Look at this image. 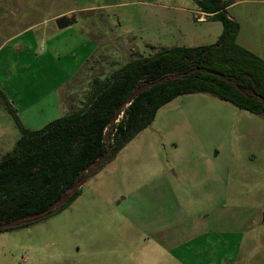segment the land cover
I'll return each instance as SVG.
<instances>
[{
  "label": "rangeland",
  "instance_id": "obj_1",
  "mask_svg": "<svg viewBox=\"0 0 264 264\" xmlns=\"http://www.w3.org/2000/svg\"><path fill=\"white\" fill-rule=\"evenodd\" d=\"M198 10V0H0V89L23 125L41 130L53 119L51 110L35 116L40 104L49 106L57 95L69 110L82 107L95 78L104 79L138 56L153 55L147 44L216 43L222 23L197 22L207 18ZM228 15L240 24L237 43L263 52L264 6L253 0L236 3ZM66 16L77 22L61 29L57 20ZM32 111L37 120L28 121ZM0 130V154H5L21 132L1 97ZM124 153L117 160L119 165L124 157L130 159V195L142 194L134 189L154 170L165 168L171 176L179 172L183 182L201 180L208 168L227 167V199L233 204L238 197H252L264 209V115L212 94L181 96L161 108ZM115 170L90 178L81 196L61 213L0 233V264H103L97 259L112 244L130 240L119 229L118 215L126 204L119 205L124 195L117 192L124 174ZM142 203L135 198L131 205L141 212Z\"/></svg>",
  "mask_w": 264,
  "mask_h": 264
},
{
  "label": "trees",
  "instance_id": "obj_2",
  "mask_svg": "<svg viewBox=\"0 0 264 264\" xmlns=\"http://www.w3.org/2000/svg\"><path fill=\"white\" fill-rule=\"evenodd\" d=\"M232 4L228 0H198L199 11L208 20L222 23L223 33L216 43L163 48L149 57L138 56L104 79L95 78L82 107L65 108L59 119L41 130L26 128L0 89V97L21 132L14 148L0 157V225L44 213L56 205L42 216L0 233L31 227L69 208L81 196L82 186L152 125L161 108L178 97L209 93L264 115V59L237 43L240 24L228 15ZM57 21L61 29L77 22L74 16ZM160 80L164 82L120 110L123 117L119 122L113 120L135 91Z\"/></svg>",
  "mask_w": 264,
  "mask_h": 264
},
{
  "label": "crops",
  "instance_id": "obj_3",
  "mask_svg": "<svg viewBox=\"0 0 264 264\" xmlns=\"http://www.w3.org/2000/svg\"><path fill=\"white\" fill-rule=\"evenodd\" d=\"M228 1L236 4L250 0ZM253 1L264 6V0ZM196 14L207 17L199 10ZM207 20L206 18L196 21L204 23ZM205 45L211 44L183 47ZM147 46L151 47L154 53L159 49L172 48L150 44ZM263 52L256 53L264 59ZM88 58L89 56L86 60ZM66 80L68 81L64 83L65 85L70 79ZM55 96L49 106L46 105L44 108V104H40L41 113H35V116L51 110L53 121L59 119L64 114L61 107L63 101L61 96ZM63 108L65 110L64 104ZM33 117L32 111L27 120L30 121ZM34 119L37 120L35 117ZM27 128L31 129L29 126ZM2 134L0 130V138ZM129 145L115 160L94 176H105L102 174L108 170L116 171L115 168H118L122 175L124 174L122 189L117 193L124 195L119 205L126 204V206L125 211L117 215L122 226L119 229L122 231L123 228L125 235L130 236V240L112 244L104 257L97 259L100 260L99 262L103 261V264L109 261L110 264H264V209L256 204L252 197L249 199L238 197L237 202L233 204L227 199L229 192L223 186L226 183L224 177L228 172L227 167L208 168L209 172L204 171L205 177L201 180L186 179L183 180L185 183L182 182L179 172L176 173L177 176H171L165 168L154 170L134 189L137 193L142 190V194H137L136 197L135 194L130 195V159H127L128 156L124 157V163L119 165L117 160L127 152ZM3 155L0 154V157ZM202 156L204 157L200 155ZM111 178L108 180L113 181ZM186 183H189L187 184L189 193L184 194L186 189L183 187ZM132 184L135 185L134 182ZM218 186H221L222 191L217 188ZM135 198L143 200L142 207L140 206L141 212H136L131 205Z\"/></svg>",
  "mask_w": 264,
  "mask_h": 264
},
{
  "label": "water",
  "instance_id": "obj_4",
  "mask_svg": "<svg viewBox=\"0 0 264 264\" xmlns=\"http://www.w3.org/2000/svg\"><path fill=\"white\" fill-rule=\"evenodd\" d=\"M164 80H160V81H157V82H154V83H149V84H146V85H143L142 87H140L137 91H135L128 99V102L124 103L116 112L115 116L113 117V120L116 121L119 117V112L120 110H122L124 108V106L128 105L130 102H132L136 97H138L139 95H141L142 93H144L145 91H147L149 88H152L156 85H159L161 83H163ZM98 163H95L93 166L97 165ZM92 167L89 166L88 169H90ZM84 171H82L83 173ZM59 204L61 203V200L58 202ZM56 205H52L47 211H45L44 213H41V214H36V215H30V216H27L21 220H15L13 221L12 223H7V224H3V225H0V231L2 230H5V229H8V228H12V227H15L17 225H22L24 224L27 220H31V219H34V218H38L40 216H42L43 214L51 211Z\"/></svg>",
  "mask_w": 264,
  "mask_h": 264
},
{
  "label": "built area",
  "instance_id": "obj_5",
  "mask_svg": "<svg viewBox=\"0 0 264 264\" xmlns=\"http://www.w3.org/2000/svg\"><path fill=\"white\" fill-rule=\"evenodd\" d=\"M127 106H128V105H127ZM120 117L122 118L123 116L120 115L119 118H118V120H116V122H119V120L121 119Z\"/></svg>",
  "mask_w": 264,
  "mask_h": 264
}]
</instances>
